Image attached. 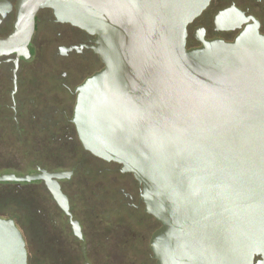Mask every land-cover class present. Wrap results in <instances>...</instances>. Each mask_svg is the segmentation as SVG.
<instances>
[{
  "label": "water",
  "instance_id": "obj_1",
  "mask_svg": "<svg viewBox=\"0 0 264 264\" xmlns=\"http://www.w3.org/2000/svg\"><path fill=\"white\" fill-rule=\"evenodd\" d=\"M210 1L18 0L14 31L0 41L26 51L40 9L96 36L103 68L77 87L73 123L86 151L120 165L138 183L145 211L160 224L150 241L156 264L264 258V36L247 26L231 42L200 35L201 46L187 49V28ZM228 11L216 24L240 27L245 19H226ZM46 29L36 40L40 68L62 69L51 58L59 41ZM6 146L12 167H30L35 159L45 167L70 164L68 148L59 152L47 141L40 153ZM62 177L43 172L10 179H44L67 213L66 198L51 180ZM108 177L98 183L106 186ZM83 181L66 186L74 203L89 196ZM39 194L50 203L45 188ZM29 227L26 221V253L13 221L0 219V264H27V254L32 264H52L48 253L37 251Z\"/></svg>",
  "mask_w": 264,
  "mask_h": 264
},
{
  "label": "flooded vegetation",
  "instance_id": "obj_2",
  "mask_svg": "<svg viewBox=\"0 0 264 264\" xmlns=\"http://www.w3.org/2000/svg\"><path fill=\"white\" fill-rule=\"evenodd\" d=\"M17 1L0 0V41L14 31ZM226 9L230 10L226 19H245L240 27L223 30L222 21L217 20L216 24V17ZM34 20L26 51H11L10 45H0V219L13 221L25 249L26 221H30L29 231L35 234L37 251L48 253L52 264H156L150 241L160 224L145 211L138 183L132 174L122 172L120 165L86 151L73 123L77 87L103 68L94 51L96 36L58 22L50 9H40ZM247 26H256L264 36V0H211L188 26L187 32H192L190 39L188 33L186 48L200 47L196 40L200 35L207 41L231 42ZM42 27L47 28L50 39L59 41L51 58L62 69L40 68L36 40H40ZM43 141L53 144L50 147L59 152L68 148L70 164L45 167L35 159L30 167H12L7 162L5 157L10 150L6 143L14 150L39 148L40 153ZM88 160L94 163L93 171ZM43 172L63 173L61 179L51 180L58 183L66 198L67 213L53 198L44 179H10ZM107 176L109 184L98 183ZM75 179L86 181L82 183L89 196L74 203L66 186L71 182L72 186ZM42 187L48 192L50 203L39 194ZM253 262L264 264V258L255 256ZM27 264H32L28 254Z\"/></svg>",
  "mask_w": 264,
  "mask_h": 264
}]
</instances>
